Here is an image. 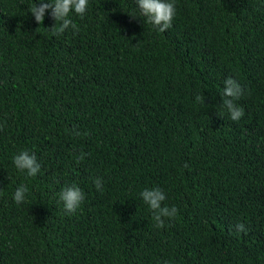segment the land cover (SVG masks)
Segmentation results:
<instances>
[{
  "label": "trees",
  "instance_id": "trees-1",
  "mask_svg": "<svg viewBox=\"0 0 264 264\" xmlns=\"http://www.w3.org/2000/svg\"><path fill=\"white\" fill-rule=\"evenodd\" d=\"M40 2L0 0V264H264V0H175L165 32L137 0H88L60 35ZM157 187L178 209L163 228L140 196Z\"/></svg>",
  "mask_w": 264,
  "mask_h": 264
},
{
  "label": "clouds",
  "instance_id": "clouds-1",
  "mask_svg": "<svg viewBox=\"0 0 264 264\" xmlns=\"http://www.w3.org/2000/svg\"><path fill=\"white\" fill-rule=\"evenodd\" d=\"M137 5L140 15L145 17L146 22L156 27L160 32H165L172 26L176 13L175 0H137ZM87 8L88 0H49L47 3L41 0L39 5L35 4L29 11L38 24H43L46 11L50 10L51 17L55 21L54 26L50 29L53 31V35H60L70 28L78 31L77 25L71 18L72 14L74 13L82 18ZM130 16L137 18L135 15ZM242 95L243 89L235 79L231 77L225 79L222 93L223 99L220 106L227 110L233 121H238L244 115L243 108L237 106L235 103ZM196 100L204 103V98L201 96H197ZM74 134L79 135L80 133L75 132ZM84 155V153H81L77 157V162L83 160ZM14 165L18 170L26 172L30 177L36 176L41 167L37 162V157L26 150L15 155ZM184 166L188 167L187 164ZM94 184L97 190H103L101 179L97 178ZM27 192L28 188L26 186H19L13 195L14 201L17 204L23 203ZM140 196L143 202L148 205L156 228H163L165 226V219H174L177 216L178 209L175 206L169 207L163 204L166 195L162 189L158 187L146 188L140 193ZM84 199L85 194L76 185L64 187L59 192V200L63 202L64 211L69 215L77 211ZM236 227L240 232L246 231L242 223L237 224Z\"/></svg>",
  "mask_w": 264,
  "mask_h": 264
}]
</instances>
